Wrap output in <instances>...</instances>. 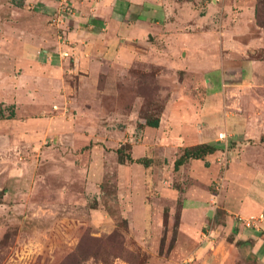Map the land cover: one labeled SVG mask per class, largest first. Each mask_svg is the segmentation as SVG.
I'll return each instance as SVG.
<instances>
[{"label":"crops","instance_id":"crops-1","mask_svg":"<svg viewBox=\"0 0 264 264\" xmlns=\"http://www.w3.org/2000/svg\"><path fill=\"white\" fill-rule=\"evenodd\" d=\"M63 1L0 0V103L14 104L15 112L0 122L16 127L6 134L40 138L45 129L36 130L32 121H70L54 111L59 108L75 107L77 119L91 118L102 78L150 63L161 72H181L184 80L174 91H193L196 104L179 97L183 117L165 121L166 130L162 115L175 103L174 96L167 99L159 125L145 126L149 136L131 143L130 156L147 164L118 162L117 190L129 198L126 218L139 228L150 222L154 230L160 205L170 201L167 220L178 212L171 264H264V217L259 228L240 220L264 215V59L253 56L264 50V29L256 24V0H65L70 14L61 12ZM15 63L28 81L13 78ZM187 110L212 121H197L200 115L193 119ZM221 131L229 135L225 165L216 149L174 169L184 147L218 145ZM133 165L151 176L150 201H135ZM172 169L193 181L180 204L164 176ZM135 207L141 208L137 216Z\"/></svg>","mask_w":264,"mask_h":264},{"label":"rangeland","instance_id":"rangeland-1","mask_svg":"<svg viewBox=\"0 0 264 264\" xmlns=\"http://www.w3.org/2000/svg\"><path fill=\"white\" fill-rule=\"evenodd\" d=\"M255 6L256 24L264 29V0H256ZM253 56L264 59V50ZM15 65L13 78L19 79L24 68ZM21 79L28 81L23 76ZM69 80L73 84L74 79ZM183 80L181 72H161L152 63L102 78L91 118L77 119L75 107L59 108L54 111H61L60 117L70 121H32L36 130L45 129L40 138L7 135L15 124L0 122V264H171L169 249L176 226L165 220L162 208L164 212L173 203L160 205L154 230L152 225L150 230V222L144 228L130 223L126 218L131 215L129 198L117 190L116 149H121L123 157L131 154V143L147 135L139 124L140 117L159 115L165 101L173 96L171 110L164 115L161 112L162 125L167 130L165 121H181L179 110L185 106L178 110L177 99L183 97L192 104L196 96L191 90L176 94L174 87ZM187 113L194 115L191 110ZM194 118L212 121L211 115L201 112ZM141 153L136 147L134 154ZM167 155L170 159L173 149ZM132 170L138 181L133 191L135 201L146 202L152 195L151 180H146L151 176L134 165ZM176 174L172 169L164 176L169 188L179 193L176 200L180 203L184 187L193 181ZM153 177L156 179L155 174ZM135 209L137 216L141 208Z\"/></svg>","mask_w":264,"mask_h":264},{"label":"trees","instance_id":"trees-1","mask_svg":"<svg viewBox=\"0 0 264 264\" xmlns=\"http://www.w3.org/2000/svg\"><path fill=\"white\" fill-rule=\"evenodd\" d=\"M6 111H7V113H6ZM161 112H162V109H161ZM161 112L159 115H157L155 117L148 116V115H144L143 117H140L139 124L141 125V127H145V126L157 127L159 125V122H160ZM14 115H15V112L13 109V105H12V107H10V106L6 107V106H3L2 103H0V119L13 118ZM218 145L217 144L202 143V144H196V145L184 147L182 149V152L180 153V155L174 161V169L176 170L180 165H182L184 162H186L189 159H203V158H205V156H207L208 154L215 152L216 149L219 148ZM116 152H117L119 163H124L125 161H128V162H138V163H142V164L146 165L148 162V160L145 158L133 159L130 156V154L123 157L121 155V149L120 148H117ZM2 196H3V194L0 191V201L2 199ZM180 203H178V204H180ZM167 212H168V209L164 210V212H163V217L165 218V220L168 219ZM173 222H174L175 226H177L178 212H176L175 220Z\"/></svg>","mask_w":264,"mask_h":264},{"label":"built area","instance_id":"built-area-1","mask_svg":"<svg viewBox=\"0 0 264 264\" xmlns=\"http://www.w3.org/2000/svg\"><path fill=\"white\" fill-rule=\"evenodd\" d=\"M61 12L65 13V14H70L72 13L71 11V7L69 6L68 2H66L65 0L63 1V3L61 4ZM64 55H66L67 53L64 52ZM229 135L224 132L221 131L218 133L217 135V141L219 142V156H217V160L219 162H221L222 165L226 164V149H227V140H228ZM222 187V182L219 179L217 182H215L213 184V189L214 191L218 192L219 189ZM215 195H217V193H215ZM213 203H216V201H214ZM264 215L263 214H259L257 216H249L247 218H241L240 220L242 221L243 225L246 227H252V228H259V223L260 221L263 219Z\"/></svg>","mask_w":264,"mask_h":264}]
</instances>
